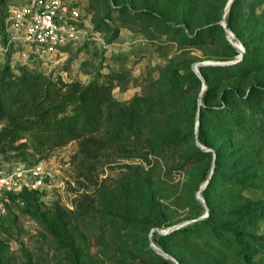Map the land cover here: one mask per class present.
Returning a JSON list of instances; mask_svg holds the SVG:
<instances>
[{
	"label": "rangeland",
	"instance_id": "374dc122",
	"mask_svg": "<svg viewBox=\"0 0 264 264\" xmlns=\"http://www.w3.org/2000/svg\"><path fill=\"white\" fill-rule=\"evenodd\" d=\"M24 1L0 0V67L8 64L13 75L27 67L82 84L95 78L108 83L113 98L124 105L141 96L147 110V94L159 91L169 65L182 71L189 66L193 71L194 62L222 61L220 57L228 54L225 30H218L228 0H73L83 16L85 35L44 55L19 40L9 41L2 29L8 6ZM234 11L233 35L237 31L249 45L264 47V2L244 0ZM253 16L256 21L251 22ZM198 30L203 35L194 38ZM210 73V82L219 88L232 82ZM257 79L264 83V70ZM249 83L243 80L239 86L246 88ZM190 88L186 96L197 98L202 81L199 87L193 84ZM178 118L175 126L181 124ZM3 124L0 120V127ZM168 126L165 120L147 118L140 132L134 125L126 149L89 162L94 184L77 176L73 155L78 143L74 139L51 150L32 144L0 148L1 170L42 162L52 174L50 186L12 199L0 217V264H161L147 251L151 248L159 254L149 236L155 246L163 249L165 245L185 264H246L235 251L206 244L197 236L200 229L159 244L170 226L196 218L206 209L196 198L205 181H201L205 161L183 154V146L165 154ZM149 143L157 146L148 148ZM243 194L264 199V191ZM83 197L91 207L79 206ZM41 214L49 218L50 225L38 218ZM257 229L264 234V219ZM254 260L262 264L258 257Z\"/></svg>",
	"mask_w": 264,
	"mask_h": 264
},
{
	"label": "trees",
	"instance_id": "16d2710c",
	"mask_svg": "<svg viewBox=\"0 0 264 264\" xmlns=\"http://www.w3.org/2000/svg\"><path fill=\"white\" fill-rule=\"evenodd\" d=\"M243 1L234 0L229 8L226 23L230 30H233L234 10ZM251 1L258 0H248V4ZM255 19L253 16L251 22ZM218 30L223 32V27L218 25ZM194 34V38L200 37L203 31L198 30ZM236 34L237 40L245 47L240 60L199 68L207 88L201 95L197 139L202 145L211 146L215 152L211 179L202 190L209 214L172 230L173 234L161 235L159 244L200 229L197 236L202 237L206 244L222 246L223 250L229 248L238 253L246 264H255V257L264 264V234L256 232L259 222L264 219V199L257 195L256 200L250 194H243L247 190L264 191V83L257 79L264 70V47L249 45L246 38L237 31ZM225 45L228 54L220 59H235L238 51L228 41ZM165 69V79L159 91L147 94L146 110V102L141 96L133 97L124 105L113 98L108 83L95 78L86 84L77 80L65 82L59 76L53 78L27 67L13 75L10 66L5 64L0 67V120H4L0 127V148L32 144L35 148L51 150L74 139L78 143V150L73 155L77 176L94 184L89 162L102 154L126 149V140L134 125L140 132L146 118L147 121L165 120L169 123V138L163 142L167 147L165 154L183 146V154H194L199 162L205 161L201 181L206 180L213 151H204L195 142L193 120L197 114V98L186 96L190 95L193 84L199 87L201 80L189 66L183 71L172 65ZM210 72L221 79H232V82L219 88L210 82ZM247 79L250 83L246 88L239 86ZM178 116L181 124L175 126ZM21 139L26 142H19ZM156 146L148 144L151 149ZM33 192L40 193V190L24 189L11 194L10 199L28 197ZM79 206L88 208L92 204L83 197ZM38 218L51 224L44 214ZM162 247L175 257L178 264H185L180 256L170 253L168 247ZM147 251L161 264H176L153 253L151 248Z\"/></svg>",
	"mask_w": 264,
	"mask_h": 264
},
{
	"label": "built area",
	"instance_id": "2783aa9c",
	"mask_svg": "<svg viewBox=\"0 0 264 264\" xmlns=\"http://www.w3.org/2000/svg\"><path fill=\"white\" fill-rule=\"evenodd\" d=\"M80 8L73 0H25L7 8L4 30L10 40H19L37 54H48L85 35ZM51 172L42 162L16 164L0 169V217L11 202L10 195L43 190L51 185Z\"/></svg>",
	"mask_w": 264,
	"mask_h": 264
},
{
	"label": "water",
	"instance_id": "95a60500",
	"mask_svg": "<svg viewBox=\"0 0 264 264\" xmlns=\"http://www.w3.org/2000/svg\"><path fill=\"white\" fill-rule=\"evenodd\" d=\"M234 0H228L225 7H224V13H223V18L221 20V25L222 27L224 28L225 30V34H226V37L227 39L229 40V42L235 47V49L238 51V55L235 59H232V60H226V61H197V62H194L192 64V69L193 71L195 72V74L200 78V80L202 81V88L198 94V97H197V117H196V122H195V129H194V136H195V142L196 144L199 146L200 149L202 150H205V151H209L211 150L210 148L202 145L198 139H197V133H198V128H199V110H200V105H201V95L203 93V91L205 90L206 88V82L199 70V66H203V65H226V64H231V63H235L237 62L238 60H240L243 55H244V47L242 45L241 42L238 41L237 42H234L232 41V39L229 37L230 34L233 35V33L231 32V30L227 27V23L225 21V18L224 16L226 15V13L228 12L232 2ZM233 37H235L233 35ZM235 39H237L235 37ZM214 159H215V152L213 151V155H212V165H211V169H210V172H209V175L207 177V179L205 180V182L200 186L199 188V191L197 193V196L196 198L198 199V201H200L201 203H203L205 205V213L196 217V218H192V219H189V220H182L180 222H178L177 224L173 225V226H170L167 231H166V234L171 232L172 230L174 229H177L181 226H184L185 224L187 223H190V222H194V221H197V220H200V219H203L205 218L208 214H209V209L205 203V200L203 199V197L200 196V191L208 184V182L210 181L211 179V176H212V172H213V166H214ZM158 231L160 230V228H156ZM149 242H150V245L153 249L156 250V252H158L160 255L166 257V258H169L171 260H173L176 264H178L177 260L175 259V257H173L171 254L165 252L164 250H162L161 248L155 246L153 243H152V240H151V237L149 236Z\"/></svg>",
	"mask_w": 264,
	"mask_h": 264
},
{
	"label": "bare ground",
	"instance_id": "6f19581e",
	"mask_svg": "<svg viewBox=\"0 0 264 264\" xmlns=\"http://www.w3.org/2000/svg\"><path fill=\"white\" fill-rule=\"evenodd\" d=\"M230 38H234L232 34L229 35Z\"/></svg>",
	"mask_w": 264,
	"mask_h": 264
}]
</instances>
